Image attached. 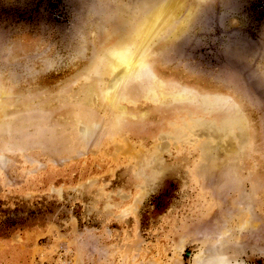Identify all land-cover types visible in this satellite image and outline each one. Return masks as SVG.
<instances>
[{
    "label": "rangeland",
    "instance_id": "374dc122",
    "mask_svg": "<svg viewBox=\"0 0 264 264\" xmlns=\"http://www.w3.org/2000/svg\"><path fill=\"white\" fill-rule=\"evenodd\" d=\"M163 1L0 0V264H264V0H182L134 117L85 74Z\"/></svg>",
    "mask_w": 264,
    "mask_h": 264
},
{
    "label": "bare ground",
    "instance_id": "6f19581e",
    "mask_svg": "<svg viewBox=\"0 0 264 264\" xmlns=\"http://www.w3.org/2000/svg\"><path fill=\"white\" fill-rule=\"evenodd\" d=\"M182 5V0H166L161 3H151L145 7L147 10L133 18V23L130 26V29L127 31V37L117 39L114 38L113 35H107L106 41L104 43L105 46L99 50V55L97 56L98 62L90 63L85 70V74L90 75L91 73L92 75H95L91 84V88L93 91L97 92V101H105V103L110 106H114L117 103L116 102L114 104L113 95L117 92V88L119 87L118 83L121 80H124L126 84L129 83V79L131 81L130 77L132 73L139 70L137 68L140 62L142 60L144 61L145 58L142 55L135 57L134 49H136L138 46H150L155 37L157 38L161 32L164 33V31L168 30L166 24L168 22H173L175 18L182 12ZM104 55L106 58L103 61L101 58ZM117 69L120 70L111 79L110 76ZM128 86L129 84H127L126 88ZM129 95L130 94L128 93V97L124 96L118 101V104H116V108L113 113L115 116L114 118H119L121 116L124 117V119L128 117H134L133 109L128 103V99H130ZM157 96H162L161 89H158ZM2 100L3 99L0 97V111L7 108L5 102L1 103ZM85 109L86 106L83 104V114L86 111ZM79 118H75L74 120L77 121ZM80 126L77 127L79 130ZM82 131H86L85 126L83 127Z\"/></svg>",
    "mask_w": 264,
    "mask_h": 264
}]
</instances>
